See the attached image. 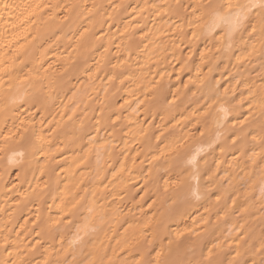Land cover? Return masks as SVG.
Here are the masks:
<instances>
[{
    "label": "bare ground",
    "instance_id": "bare-ground-1",
    "mask_svg": "<svg viewBox=\"0 0 264 264\" xmlns=\"http://www.w3.org/2000/svg\"><path fill=\"white\" fill-rule=\"evenodd\" d=\"M215 2L0 0V264H264V55Z\"/></svg>",
    "mask_w": 264,
    "mask_h": 264
},
{
    "label": "snow or ice",
    "instance_id": "snow-or-ice-1",
    "mask_svg": "<svg viewBox=\"0 0 264 264\" xmlns=\"http://www.w3.org/2000/svg\"><path fill=\"white\" fill-rule=\"evenodd\" d=\"M4 7L7 8L8 5ZM175 7L179 10L181 5L177 4ZM202 7L207 10L206 14L212 18V22L209 25L199 26L204 31L214 33L219 29L221 32L219 39L221 41H229V46H231L237 36L241 40H253L258 37L259 48L257 49L256 45L253 44L251 51L247 55H252L253 53L264 55V0H245V2H239V0H216L213 4L198 5L196 11H200ZM203 15L204 13H202L201 17H197V20L202 19ZM253 21H256V23ZM189 24L191 26V22ZM249 29L251 30L249 31ZM245 33H247L246 36ZM196 38L197 34L193 32V39ZM261 107L264 108V97H261ZM7 110V105L0 104V111ZM5 139H8V137ZM261 143H264V139L261 140ZM193 178L195 179V176ZM257 251L264 253V241L261 242ZM137 264H151V262L137 261Z\"/></svg>",
    "mask_w": 264,
    "mask_h": 264
}]
</instances>
